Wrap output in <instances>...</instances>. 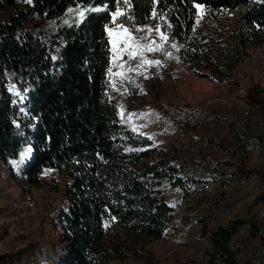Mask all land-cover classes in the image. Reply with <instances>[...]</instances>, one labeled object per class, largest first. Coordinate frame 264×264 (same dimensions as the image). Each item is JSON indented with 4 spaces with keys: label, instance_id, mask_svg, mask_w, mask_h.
<instances>
[{
    "label": "trees",
    "instance_id": "trees-1",
    "mask_svg": "<svg viewBox=\"0 0 264 264\" xmlns=\"http://www.w3.org/2000/svg\"><path fill=\"white\" fill-rule=\"evenodd\" d=\"M121 5L122 0H0V168L10 166L7 177L27 184L30 190L44 184L46 172L65 179L62 183L51 179L52 189L65 188L68 203L50 223L62 247L53 264H110L128 259L153 264L145 243L163 240L179 221L171 195L183 201L189 195L200 201L218 194L228 197L221 186L211 197L192 190L187 167L203 157L205 149L210 170L225 166L217 170L221 176L229 164L234 168L232 176L240 181L264 173V157L256 159L263 161L262 170L243 162L240 138L264 137V90L259 87L248 93L249 110L238 111L239 120H229L225 110L218 114L215 126L209 121L202 128H185L189 131L183 135L193 144L207 137L198 150L188 145L183 152L176 146L170 156L166 148L158 149L126 122L132 112L120 106L109 79L113 53L107 28ZM128 5L125 17L133 25L163 20L171 37L184 48L191 44L197 5L211 10L243 9L219 61L213 62L200 47L190 53L180 50L181 60L199 78L208 79L194 70L204 62L206 69L220 75L224 61L232 74L250 48L264 44V0H128ZM131 89L140 93L139 88ZM134 96L127 94L133 104ZM263 202L264 193L256 199L259 209ZM258 212L249 218L234 217L211 230L203 227L202 240L212 258L209 264H240V250L258 239ZM186 217V223H194ZM205 218L204 214L195 222L207 223ZM249 224L250 237L237 248ZM6 239L0 227V245ZM33 248L0 256V264H30L32 256L42 264L39 253L46 254L48 247L38 248L35 243Z\"/></svg>",
    "mask_w": 264,
    "mask_h": 264
},
{
    "label": "rangeland",
    "instance_id": "rangeland-1",
    "mask_svg": "<svg viewBox=\"0 0 264 264\" xmlns=\"http://www.w3.org/2000/svg\"><path fill=\"white\" fill-rule=\"evenodd\" d=\"M128 8V0L127 2L122 0V5L116 12L123 15L115 17L113 15L112 22L107 28L113 53L109 79L120 106L123 109L128 108L129 113L132 112L130 116H126V122L136 132L150 138L158 149L166 148L168 154L172 156V151H175L172 149L175 147L173 144L180 141L177 140L178 135L189 131L188 129L179 131L177 126L175 127L176 118L182 109L184 110L181 113L196 107L207 109L212 120L209 119L206 123L211 121L213 125L218 123V114L226 110L230 115L229 120L235 122L239 117L238 111L249 110L246 97L250 90L254 87L264 90V44L250 48L248 57L232 74H229L226 69L227 63L224 61L220 62L223 72L220 75H216L212 68L206 69V62L194 68L195 72L208 79L196 77L180 57L181 49L190 53L194 47H200L213 62L219 61L236 31L242 8L234 11L211 10L204 6L197 8L191 44L185 48L171 37L170 28L163 20L151 25H133L125 17L128 15ZM5 18L7 19L8 15ZM124 29L128 30L127 33ZM161 33L166 40L161 38ZM129 34L134 40L127 39ZM134 44H139L140 49H136ZM148 45L158 50L149 52L145 47ZM168 53H171V56ZM146 60H159L161 63L159 66L148 65ZM132 87L139 88L140 93L138 95L134 93ZM131 92L135 94L134 104L127 97ZM208 146L209 142L206 140L205 148ZM205 155L206 149L203 151V157L195 162L203 163L207 171H210ZM244 156L243 162L247 163L248 167L262 170L263 161L256 159H261L264 155L253 159ZM195 162L188 166L194 165ZM226 167H231V170L224 172L222 179L214 173L211 175L216 180V190L204 197L215 195L219 186L228 197L218 194L207 201H200L189 195L188 199L183 201L178 195H171L169 200L175 205L179 221L163 240H148L145 243L146 249L151 251L154 257L153 264H209L212 258L210 249L204 239L202 240L203 227L207 225L211 230L234 217L249 218L256 215L260 207V204H256V199L264 193V173L247 178V181H240L232 176V172L234 173L232 164ZM3 168V170L0 168V227L7 239L0 245V256L17 249H27L31 245L34 247L33 251L37 243L38 248L41 245L48 247L46 254L39 253L42 264H53L62 247L58 244L57 233L52 231L50 223L61 210L68 208V203L65 188L61 191L52 189L51 179L55 177L61 183L65 182V179L46 172L44 184L30 190L27 184L21 185L7 177L10 166ZM227 176L237 181V186L230 193L226 191L223 182ZM22 207L25 208L24 212ZM31 207L36 208L35 213L30 210ZM204 214L207 218L203 221L207 219V223L195 222V219H202ZM186 216L194 219V223H186ZM248 237L250 236L245 238ZM242 240L243 236H239L237 248L241 247ZM258 246V239L251 241L250 247L245 244L238 254L240 264H245L246 259L249 260L247 264H264V256L256 258ZM43 250L46 251V247H43ZM39 263L40 260L36 256L31 257L30 264ZM110 264L139 263L128 259L126 262Z\"/></svg>",
    "mask_w": 264,
    "mask_h": 264
},
{
    "label": "bare ground",
    "instance_id": "bare-ground-1",
    "mask_svg": "<svg viewBox=\"0 0 264 264\" xmlns=\"http://www.w3.org/2000/svg\"><path fill=\"white\" fill-rule=\"evenodd\" d=\"M193 111L196 117L192 115ZM210 114L211 113H209L207 109L202 108V107H196L189 111L180 113L177 118L176 126L179 131L185 128H201L206 123L207 120L211 119ZM241 141L244 143V148L242 151L243 156L245 155L246 157L253 159V158H259L264 155V137L259 138L255 136H250V137L242 136ZM249 145H254V149H250ZM196 172L197 174H189V173H196ZM205 172H207V169L203 163L195 162L194 165L188 166L187 176L192 183V190L195 195H197L198 187H208V190L206 191V195L212 194L216 190L217 184L215 180L210 179L208 175H205ZM199 176H202V177H199ZM223 182H224L226 191L229 193L232 192L234 188L237 186V182L231 179L229 176L225 177ZM30 210L33 211L34 213L36 212L35 207H31ZM258 220L260 222V228L256 232L258 236V241H259L258 253L256 255V258H259L260 256H264V240H263L264 239V229H262L264 228V203L262 204L258 212ZM251 232H252V227L249 225L242 231L241 234L244 236H248L251 234ZM260 253H263V255H260Z\"/></svg>",
    "mask_w": 264,
    "mask_h": 264
},
{
    "label": "crops",
    "instance_id": "crops-1",
    "mask_svg": "<svg viewBox=\"0 0 264 264\" xmlns=\"http://www.w3.org/2000/svg\"><path fill=\"white\" fill-rule=\"evenodd\" d=\"M180 135H178V138H177V140H180L178 143H174L173 145L176 147H180V150H182L183 152L186 150V147L189 145H192L191 147H196L197 148V150L198 149H200V148H202L203 147V143H204V140L207 138L206 136L203 138V140H201V141H195L196 142V144L194 145L193 143H192V139L187 135V134H185V135H183V134H181V136L179 137ZM228 158V157H227ZM217 165V164H216ZM215 165V166H216ZM225 166H217L214 170H213V173L216 175V176H218V177H221V174L219 173V172H217V170H219L220 168H224ZM231 167H228V168H225L224 169V172H227L228 170H231L230 169ZM211 169V168H210ZM223 172V173H224Z\"/></svg>",
    "mask_w": 264,
    "mask_h": 264
},
{
    "label": "snow or ice",
    "instance_id": "snow-or-ice-1",
    "mask_svg": "<svg viewBox=\"0 0 264 264\" xmlns=\"http://www.w3.org/2000/svg\"><path fill=\"white\" fill-rule=\"evenodd\" d=\"M26 2H27V3H31L32 0H26ZM124 2H127V0H124ZM196 7L199 8L200 5H197ZM96 10H99V9H96ZM80 15L83 16V15H84V12H80ZM113 15H114V17H115V16L123 15V13H121V12H116V13H114ZM127 31H128L127 29H124V32H125V33H127ZM149 32H151V29H149ZM161 38H162V39H165V40L167 39L166 37L163 36L162 33H161ZM127 39H128V40H134V38H133L130 34L127 36ZM153 43H155V42H153ZM133 46H134L136 49H140V47H141L139 44H134ZM145 47H146V50L149 51V52H152V51H156V50H158V49L152 47L151 45H148V46H145ZM173 47H176V46L173 45ZM168 55L171 56V53H168ZM142 59H143V57H142ZM145 62H146L148 65H157V66H159L160 63H161L159 60H146ZM134 70H135V69H134Z\"/></svg>",
    "mask_w": 264,
    "mask_h": 264
},
{
    "label": "built area",
    "instance_id": "built-area-1",
    "mask_svg": "<svg viewBox=\"0 0 264 264\" xmlns=\"http://www.w3.org/2000/svg\"><path fill=\"white\" fill-rule=\"evenodd\" d=\"M192 115L194 116V117H196L195 115H194V111H193V113H192ZM186 116V115H185ZM249 148L250 149H254V145H249ZM254 153H255V151H254ZM189 174H197V172L196 173H189ZM205 175H213V169L212 170H210V171H208V172H205ZM199 177H202V176H199ZM208 190V187H198V189H197V195H201V196H206V191ZM262 229H264V228H262ZM243 239H245V236L243 237ZM264 240V239H263ZM260 255H263V253H260Z\"/></svg>",
    "mask_w": 264,
    "mask_h": 264
}]
</instances>
